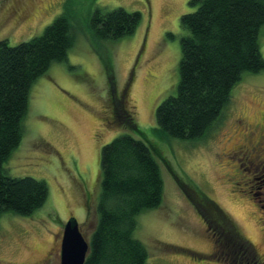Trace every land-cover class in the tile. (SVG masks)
I'll return each mask as SVG.
<instances>
[{"label": "rangeland", "instance_id": "374dc122", "mask_svg": "<svg viewBox=\"0 0 264 264\" xmlns=\"http://www.w3.org/2000/svg\"><path fill=\"white\" fill-rule=\"evenodd\" d=\"M66 8L76 43L66 60L53 63L33 84L22 141L4 164L10 176L44 180L49 196L30 216L2 214L0 264H58L59 253L50 252L59 249L70 217L90 243L97 225L101 150L123 133L150 147L163 177L161 204L139 214L134 231L148 251L147 264H227L213 257L214 241L185 193L189 186L235 221L264 263V207L251 194L264 178L246 170L241 151L263 140L264 72L242 74L204 138L165 137L154 131L156 109L177 94L181 38L187 34L180 18L196 7L190 0H0V41L15 46L41 35ZM116 8L141 12L136 32L94 40L93 14ZM259 44L264 56V26ZM125 113L144 135L124 125Z\"/></svg>", "mask_w": 264, "mask_h": 264}, {"label": "trees", "instance_id": "16d2710c", "mask_svg": "<svg viewBox=\"0 0 264 264\" xmlns=\"http://www.w3.org/2000/svg\"><path fill=\"white\" fill-rule=\"evenodd\" d=\"M190 4L196 9L180 18L187 34L181 38L177 94L158 105L154 128L159 135L181 140L204 138L229 104L242 74L264 72L259 44L264 0H190ZM72 19L66 8L43 34L15 46L0 41V218L7 211L30 216L48 199L44 180L10 176L4 164L22 141L33 84L53 63L66 60L76 43ZM141 21V12L116 8L97 10L89 25L94 40H117L135 33ZM122 116L130 131L144 135L130 114ZM100 187L97 225L84 264H147L148 251L134 237L137 217L161 204L164 188L150 147L129 133L104 145ZM194 188L189 186L185 193L207 224L215 244L213 257L228 260L227 264H264L235 221Z\"/></svg>", "mask_w": 264, "mask_h": 264}, {"label": "water", "instance_id": "95a60500", "mask_svg": "<svg viewBox=\"0 0 264 264\" xmlns=\"http://www.w3.org/2000/svg\"><path fill=\"white\" fill-rule=\"evenodd\" d=\"M90 250V243L85 239L79 222L71 217L65 225L61 264H84Z\"/></svg>", "mask_w": 264, "mask_h": 264}, {"label": "flooded vegetation", "instance_id": "af4514ba", "mask_svg": "<svg viewBox=\"0 0 264 264\" xmlns=\"http://www.w3.org/2000/svg\"><path fill=\"white\" fill-rule=\"evenodd\" d=\"M261 129L262 130L260 132H263L264 131L263 128ZM256 131H258V128L256 129ZM261 138H263L262 141L260 142L256 141L255 144H251L250 146L243 145L241 148V151L245 152L243 156H245L246 163L247 165H249V167H247L246 170L252 174L254 171L255 172L259 171V173H261L264 178V132L260 135L259 139ZM258 179L259 181L257 182V185H256V191L251 192V194L253 198L256 199L257 204L264 207L263 200L261 199V196H260L261 194H264V192L260 191V189L264 188V179L261 180V182H260V178ZM254 180H256V178L253 179V181ZM65 225H64V229H65ZM63 235H64V231L62 233V236L59 238V249L56 248L55 250L50 252V253H53V252L59 253V257L57 256L58 264H61V250H62ZM58 258H59V262H58Z\"/></svg>", "mask_w": 264, "mask_h": 264}]
</instances>
